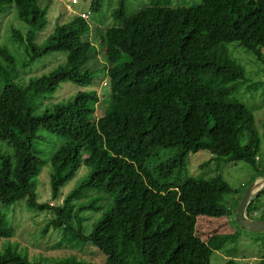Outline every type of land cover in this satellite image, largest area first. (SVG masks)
<instances>
[{
  "label": "trees",
  "instance_id": "1",
  "mask_svg": "<svg viewBox=\"0 0 264 264\" xmlns=\"http://www.w3.org/2000/svg\"><path fill=\"white\" fill-rule=\"evenodd\" d=\"M40 1L46 4L40 6ZM51 1L0 0V19L11 13L5 35L14 46L0 44V203L28 197L35 209L53 212L47 226L68 228L75 217L69 202L77 191L64 196L60 205L37 204V177L49 163L50 195L56 200L61 187L87 165L84 185L106 192L113 204L88 234L79 217L73 238L95 244L105 253L106 264H211L218 244L214 247L195 232L196 218L234 213L240 192L218 175L181 179L178 172L200 147L213 157L244 160L260 171L253 112L233 97L247 79L245 68L228 45L264 62V0H201L194 5L149 0L133 12L126 9L127 0H118L112 15L120 25L101 28L90 21V28L77 15L67 21L58 17L38 41L49 23ZM103 3L91 0L90 11L99 12ZM14 17L25 27L14 26ZM91 30V39L100 37L102 49L90 39ZM52 52L65 54L61 64L24 78L32 61ZM98 53L100 69H115L105 83L108 109L99 117L96 74L88 65L100 59ZM67 81L76 91L42 106L46 95ZM16 100L22 121L8 110ZM49 135L62 141L43 157L38 143ZM161 148L174 150L150 166ZM228 194L235 195L231 207L224 199ZM88 207L79 206L76 215ZM246 211L251 216L252 202ZM12 235L0 214V238ZM0 264L50 263H29L4 250ZM53 264L96 263L66 259Z\"/></svg>",
  "mask_w": 264,
  "mask_h": 264
},
{
  "label": "rangeland",
  "instance_id": "2",
  "mask_svg": "<svg viewBox=\"0 0 264 264\" xmlns=\"http://www.w3.org/2000/svg\"><path fill=\"white\" fill-rule=\"evenodd\" d=\"M90 1L78 0L72 6L77 13L90 12L89 20L91 22H99L101 28L121 24V21L112 15L113 10L118 5V0H104L99 12L90 11ZM148 1L127 0L126 9L130 12L136 11L146 5ZM67 2L69 1L52 0L49 3L46 12L49 23L44 31L38 34V41L41 37L44 38L46 34L51 32L58 17L65 20L70 18L71 15L66 13L64 8ZM200 2L201 0H172L170 4L194 5ZM39 3L40 6H44L46 1H40ZM10 14L6 12L5 15L3 14L6 17L0 19V44L6 43L11 49H14L11 39L5 35L7 17ZM12 23L14 26L25 27V24L16 17H14ZM92 42L97 49H102V41L99 37L96 41L95 36H93ZM228 49L231 55L238 58L237 61L245 68L247 79L234 90L233 97L244 103L253 112L255 126L260 137L259 160L257 161L260 171L244 160L227 161L225 158L213 157L205 147H200L197 152L190 153L187 156L185 164L178 174L181 179L187 176L205 178L221 176L232 188L239 191L241 196L246 187L255 178L264 174V62L257 60L253 54L243 48L235 47L234 43H230ZM63 54L62 52H52L38 57L30 65L28 64L30 71L25 69L24 78L26 79L28 75H39L57 67L65 58V54ZM99 57L100 59L96 57L93 63H88V65L92 64L91 66H94L93 71L96 74L94 86L99 95V102L96 105L97 117L104 114L108 109L110 89L105 83L108 82V79L113 76L115 71L113 67H109L107 71L100 69L101 67L97 66V64L101 62V55ZM76 88L77 86L75 87V84L69 81L62 82L54 93L46 95L47 100L41 101L42 106L47 102L55 103L63 97L70 96L76 91ZM19 107L20 102L16 100L9 104L8 110L14 119L22 121ZM49 136L44 142L39 141L38 143L39 148H44L43 157L49 155V150L57 147L62 141L57 136ZM173 150L174 148L159 149L157 155L150 159L149 165L154 166L157 162L167 159L172 155ZM87 154L88 150L86 149L83 151V156ZM45 159L47 160V158ZM50 170V164L47 163L37 177L36 203H48L53 206L60 205L63 197L75 190L77 194L69 202L73 207L74 219L71 222L68 221V228H64V226H47L49 219L54 215L53 212L47 209H35L29 205L28 197L15 200L10 204L0 203V214L6 225L13 230L11 237L0 238V252L4 250L15 251L26 258L29 263L53 264L71 259L80 262L106 264V255L103 251L83 237L73 238L72 232L78 229L77 221L81 217L82 231L84 234H88L93 223L112 207V197L104 191L84 185L90 173V168L87 165H82L73 178L61 187L58 198L52 200L49 183ZM234 198L235 195H225L224 199L229 207L233 206ZM82 205H89V207L81 210L77 216L75 211ZM252 207L253 211L250 217L264 220V191L252 201ZM195 232L204 240L210 239L214 247L218 244V249H214L211 255V264H222L226 261H232L235 264H264V232H251L238 227L235 213H228L217 218L198 215Z\"/></svg>",
  "mask_w": 264,
  "mask_h": 264
},
{
  "label": "water",
  "instance_id": "3",
  "mask_svg": "<svg viewBox=\"0 0 264 264\" xmlns=\"http://www.w3.org/2000/svg\"><path fill=\"white\" fill-rule=\"evenodd\" d=\"M264 191V174L254 179L243 191L235 208V220L239 227L251 232H264V220L247 215L248 205Z\"/></svg>",
  "mask_w": 264,
  "mask_h": 264
},
{
  "label": "clouds",
  "instance_id": "4",
  "mask_svg": "<svg viewBox=\"0 0 264 264\" xmlns=\"http://www.w3.org/2000/svg\"><path fill=\"white\" fill-rule=\"evenodd\" d=\"M69 2H67V3H65V6H64V8H65V12L66 13H68V14H70L71 16H70V18L69 19H71L73 16H79V17H81V18H83L84 20H87L88 22H89V24H90V27L92 26L91 25V22H90V12H81V13H77L76 11H75V9L73 8V4L74 3H77L78 2V0H68ZM69 19H67V20H69ZM65 20V19H64ZM66 20V21H67ZM91 37H92V30H91V34H90V39H91ZM96 38H98V37H96ZM100 38V37H99ZM92 41H93V39H91ZM97 40V39H96Z\"/></svg>",
  "mask_w": 264,
  "mask_h": 264
}]
</instances>
